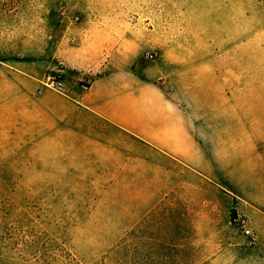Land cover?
<instances>
[{
	"label": "rangeland",
	"instance_id": "rangeland-1",
	"mask_svg": "<svg viewBox=\"0 0 264 264\" xmlns=\"http://www.w3.org/2000/svg\"><path fill=\"white\" fill-rule=\"evenodd\" d=\"M263 25L264 0H0V264H264V111L206 112L205 177L169 193L188 192L189 217L175 206L145 230L110 212L122 191H104L109 175L71 173L66 142L54 158L53 130L57 98L71 101L90 76L180 83L183 56L217 40L235 46L241 74ZM48 73L61 91L42 88Z\"/></svg>",
	"mask_w": 264,
	"mask_h": 264
},
{
	"label": "crops",
	"instance_id": "crops-1",
	"mask_svg": "<svg viewBox=\"0 0 264 264\" xmlns=\"http://www.w3.org/2000/svg\"><path fill=\"white\" fill-rule=\"evenodd\" d=\"M246 50V70L241 74L235 46L217 40L212 47L200 45L196 53L183 56L180 83L170 74L154 80L90 76L86 90L71 101L61 95L57 98L54 158L58 143L62 150L66 142L71 173L74 167L79 173L93 167L94 173L109 175L103 189L122 191L108 205L125 231L146 228L155 219L160 220V228L163 217L174 214L175 206L182 216L185 207L188 218V192L176 198L169 193L189 190L191 176L197 181L205 177L199 143L207 135L200 127L214 124L206 112L211 116L216 110H236L239 103L264 111V25L247 39ZM127 141L134 147L128 155ZM142 149L151 158L143 157ZM103 198L90 216L98 214Z\"/></svg>",
	"mask_w": 264,
	"mask_h": 264
},
{
	"label": "built area",
	"instance_id": "built-area-1",
	"mask_svg": "<svg viewBox=\"0 0 264 264\" xmlns=\"http://www.w3.org/2000/svg\"><path fill=\"white\" fill-rule=\"evenodd\" d=\"M145 57L147 59L152 58V55L147 52L145 54ZM62 85L63 84L60 80V77L54 73H48L44 80L41 82L42 88L52 89L57 92L62 90ZM39 93H42V91H39ZM234 222L239 232H241L250 241V243L254 244L256 241V237L254 236L253 232L249 229L245 217L242 214L237 213L236 217H234Z\"/></svg>",
	"mask_w": 264,
	"mask_h": 264
}]
</instances>
